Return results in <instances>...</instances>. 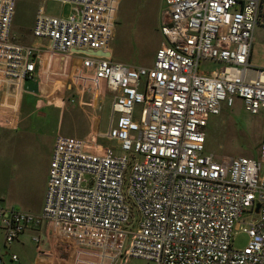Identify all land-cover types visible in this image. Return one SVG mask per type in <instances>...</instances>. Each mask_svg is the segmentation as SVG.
I'll return each instance as SVG.
<instances>
[{"label":"built area","instance_id":"1","mask_svg":"<svg viewBox=\"0 0 264 264\" xmlns=\"http://www.w3.org/2000/svg\"><path fill=\"white\" fill-rule=\"evenodd\" d=\"M16 1L0 0V127L9 129L38 50L10 33ZM46 1L71 10L47 13ZM165 1L151 65L104 55L121 0L39 1L31 35L49 64L63 63L42 81L110 95L108 128L94 134L109 143L91 151L87 139L57 135L42 210L0 204V264H21L11 247L26 232L40 253L55 243L49 264H264V133L257 157L204 149L223 103L237 96L251 114L264 109V67L250 61L263 0ZM245 212L256 217L241 221ZM236 231L249 237L242 248Z\"/></svg>","mask_w":264,"mask_h":264},{"label":"rangeland","instance_id":"2","mask_svg":"<svg viewBox=\"0 0 264 264\" xmlns=\"http://www.w3.org/2000/svg\"><path fill=\"white\" fill-rule=\"evenodd\" d=\"M39 1H16L10 33L17 41L33 44L31 32ZM165 5V0H121L115 34L110 41L111 58L114 61L132 65H151L154 52L159 45L161 11ZM44 6L47 13L62 16L69 14L71 10L68 4H62L61 1H46ZM254 37L250 61L254 66L264 67V0L260 23L255 27ZM201 65L207 70L220 66L209 62H201ZM31 84L34 89L26 90L19 110V123L22 122L20 128L28 127L24 129L25 135L0 129L2 134L16 137L15 141L11 142V147L19 152L20 159L26 153L28 161L32 164L34 158L44 152L50 141L55 140L57 135L65 134L87 139L89 141L87 145L91 151L104 149L105 146L97 142L94 132L100 123L102 128H107V117L111 107V98L107 96L108 94L102 99H97L94 88L82 92L75 91L73 88L59 91L48 88L44 81L38 80ZM106 92L108 93L107 89ZM242 101L240 97L235 96L231 106L223 103L220 114L209 116L205 131L206 152H214L216 155L258 156L261 136L264 133V109L262 107L259 113L251 114L244 108ZM16 127L19 129L18 126ZM2 142L6 145L9 143ZM7 170L8 163L0 165V195L2 196H7L10 188L15 186L14 180L8 184ZM1 200L0 204H7ZM254 217L256 216L253 212H245L240 220L247 222ZM1 240L0 238V245H2ZM248 241L247 234L236 231L232 245L235 248H242ZM46 242L47 240L45 244ZM40 247L48 248L47 244ZM11 249L19 255L23 264H49L53 256L50 248L49 253H40L36 242L31 240L30 234L20 236L19 241H15ZM128 264L155 263L132 257Z\"/></svg>","mask_w":264,"mask_h":264},{"label":"crops","instance_id":"3","mask_svg":"<svg viewBox=\"0 0 264 264\" xmlns=\"http://www.w3.org/2000/svg\"><path fill=\"white\" fill-rule=\"evenodd\" d=\"M32 43L38 47V50H36V52L32 56V77L26 80V90L28 89V91L34 89L31 83L38 82V80H46L48 78L45 73V70L48 67L56 71L61 70L63 66L62 59L59 56H54L52 58L51 63L49 64L48 56L44 50L45 45L42 44L41 41L33 38ZM67 88L69 89V85ZM109 113L107 117V128ZM21 123L22 122L18 124L19 129L17 127L15 129L0 127V129L9 130L12 133H17V135L22 134L24 136V129L28 127L24 126L20 128ZM107 128H102V123H100L98 124L97 128H95V130H105ZM12 138V135L6 136L2 134V131H0V165L8 163L7 182L9 184L10 182H12V180L15 181V186L13 188H10L8 195H0V198H2V200H0L4 201L7 204L23 208L27 211L39 212L40 210H42V207L44 205L45 190L47 189V174L49 171V160L52 155L55 140L50 141L49 144L46 146L44 152L37 155L34 158L33 163L30 164L27 159L26 153H24V157L20 159L19 152L11 147V142L15 141L16 137L13 139ZM2 141H8L9 143L8 145H6ZM97 142L100 143L99 145L103 144L106 146L109 143V140L105 137H98ZM25 234H30L31 236L30 232H26ZM46 244L48 247L47 249L50 248L51 251L55 250V243H53L52 241H47ZM46 244L44 243V246H46ZM53 256H55V253L53 254ZM21 264H23L22 261Z\"/></svg>","mask_w":264,"mask_h":264},{"label":"water","instance_id":"4","mask_svg":"<svg viewBox=\"0 0 264 264\" xmlns=\"http://www.w3.org/2000/svg\"><path fill=\"white\" fill-rule=\"evenodd\" d=\"M95 54H101V53H100L99 51H96ZM104 55L110 57V56H111V52L106 51V52L104 53ZM258 209H259V205H257V207H256V210H258Z\"/></svg>","mask_w":264,"mask_h":264}]
</instances>
